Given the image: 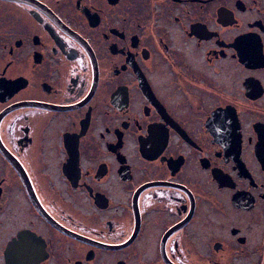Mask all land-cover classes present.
<instances>
[{
    "label": "flooded vegetation",
    "instance_id": "obj_1",
    "mask_svg": "<svg viewBox=\"0 0 264 264\" xmlns=\"http://www.w3.org/2000/svg\"><path fill=\"white\" fill-rule=\"evenodd\" d=\"M0 264H264V0H0Z\"/></svg>",
    "mask_w": 264,
    "mask_h": 264
},
{
    "label": "snow or ice",
    "instance_id": "obj_2",
    "mask_svg": "<svg viewBox=\"0 0 264 264\" xmlns=\"http://www.w3.org/2000/svg\"><path fill=\"white\" fill-rule=\"evenodd\" d=\"M27 240H28V238H27L24 234H22V235L20 236V238H19V243H20V244H24V243L27 242ZM14 243H16V242L14 241Z\"/></svg>",
    "mask_w": 264,
    "mask_h": 264
}]
</instances>
